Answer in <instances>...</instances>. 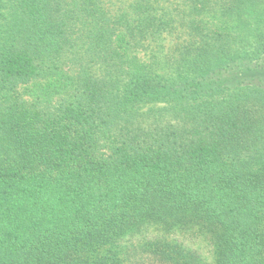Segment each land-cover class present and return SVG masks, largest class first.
I'll return each mask as SVG.
<instances>
[{
  "label": "trees",
  "instance_id": "16d2710c",
  "mask_svg": "<svg viewBox=\"0 0 264 264\" xmlns=\"http://www.w3.org/2000/svg\"><path fill=\"white\" fill-rule=\"evenodd\" d=\"M260 73L264 0H0V264H264Z\"/></svg>",
  "mask_w": 264,
  "mask_h": 264
},
{
  "label": "rangeland",
  "instance_id": "374dc122",
  "mask_svg": "<svg viewBox=\"0 0 264 264\" xmlns=\"http://www.w3.org/2000/svg\"><path fill=\"white\" fill-rule=\"evenodd\" d=\"M257 76L264 78V73H260ZM158 237H162V234L155 230H150L143 237L142 235H138L133 240V242H139L144 238L154 239ZM165 237H167L168 239L177 240L187 248L196 251L204 262L212 263L214 260L213 247L210 245V239L207 236L197 233L193 235L192 231L189 230L183 233L167 235ZM124 242L130 245L129 240H125Z\"/></svg>",
  "mask_w": 264,
  "mask_h": 264
}]
</instances>
